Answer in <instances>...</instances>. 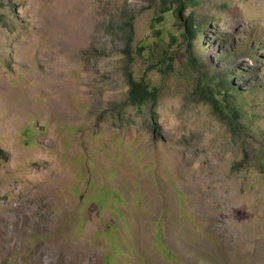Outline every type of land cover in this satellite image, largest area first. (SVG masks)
I'll return each mask as SVG.
<instances>
[{
  "label": "rangeland",
  "instance_id": "374dc122",
  "mask_svg": "<svg viewBox=\"0 0 264 264\" xmlns=\"http://www.w3.org/2000/svg\"><path fill=\"white\" fill-rule=\"evenodd\" d=\"M161 1L0 0V264H264V0Z\"/></svg>",
  "mask_w": 264,
  "mask_h": 264
},
{
  "label": "trees",
  "instance_id": "16d2710c",
  "mask_svg": "<svg viewBox=\"0 0 264 264\" xmlns=\"http://www.w3.org/2000/svg\"><path fill=\"white\" fill-rule=\"evenodd\" d=\"M170 1H173L174 4H177V7L174 9H171L169 7ZM189 4L194 5L196 4V0H162L159 4L162 5V7L158 10V14L156 16L157 22L163 21V16L168 12H173L174 14H178L186 9V6ZM160 14V15H159ZM176 15V16H178ZM185 29L187 31V34L190 38H195L196 34L198 32L196 25L193 24L192 17L188 18V22H186ZM226 93V99L227 100H236L240 92L231 93V90H234V87L231 85V82L229 80H226L224 84H221ZM129 95H128V103L133 107H142L144 105H148L151 103H156L159 96V91L156 87H153L146 83L143 80H136L133 77L130 76L129 78ZM209 96H204V99L210 103V105L214 108L215 113L222 114V118H227L231 125L235 127L236 133H239L240 130H245L246 126L244 122L242 121V116L240 115V112L238 110V106H235L231 103H229L225 108L220 104L219 100L217 99V94H221L220 91L217 92V90H214L213 86L209 84L208 87ZM226 112L231 113V116H228ZM111 233V232H109Z\"/></svg>",
  "mask_w": 264,
  "mask_h": 264
}]
</instances>
